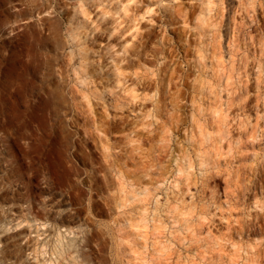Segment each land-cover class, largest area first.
Returning <instances> with one entry per match:
<instances>
[{"label":"clouds","instance_id":"9594fccd","mask_svg":"<svg viewBox=\"0 0 264 264\" xmlns=\"http://www.w3.org/2000/svg\"><path fill=\"white\" fill-rule=\"evenodd\" d=\"M0 264H264V0H0Z\"/></svg>","mask_w":264,"mask_h":264}]
</instances>
